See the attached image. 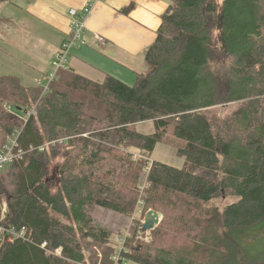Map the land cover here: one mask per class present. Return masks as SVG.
Instances as JSON below:
<instances>
[{
  "label": "trees",
  "instance_id": "16d2710c",
  "mask_svg": "<svg viewBox=\"0 0 264 264\" xmlns=\"http://www.w3.org/2000/svg\"><path fill=\"white\" fill-rule=\"evenodd\" d=\"M168 1L134 85L69 67L46 92L0 77V152L19 131L25 153L0 169V223L26 230L0 241V264H264L235 236L264 225V0ZM9 26L0 15V41ZM146 121L153 134L136 131ZM159 144L184 166L153 159ZM52 153L64 156L55 189ZM101 209L164 220L149 242L121 228L117 246Z\"/></svg>",
  "mask_w": 264,
  "mask_h": 264
},
{
  "label": "crops",
  "instance_id": "0c3cea01",
  "mask_svg": "<svg viewBox=\"0 0 264 264\" xmlns=\"http://www.w3.org/2000/svg\"><path fill=\"white\" fill-rule=\"evenodd\" d=\"M88 6L85 45L71 51L69 68L92 81L113 76L136 82L146 70L145 53L157 38L168 0H10L0 10L10 21L0 41V77H15L25 86L46 82L56 52L74 33V19Z\"/></svg>",
  "mask_w": 264,
  "mask_h": 264
},
{
  "label": "rangeland",
  "instance_id": "374dc122",
  "mask_svg": "<svg viewBox=\"0 0 264 264\" xmlns=\"http://www.w3.org/2000/svg\"><path fill=\"white\" fill-rule=\"evenodd\" d=\"M69 58H70V56H69ZM69 58H68V62H69ZM217 63H218V65H224L227 63V61L224 62V60H219ZM67 67H69V66L67 65ZM53 72H54V69H53L52 73ZM119 80H121V79H119ZM121 81L124 82V80H121ZM48 82L49 81H47V78H46L45 83L48 84ZM124 83H126L128 85H134L135 84V82H124ZM42 84H40V82H39V84H36V86L42 85ZM235 106L236 105L230 104V105H227L224 107H218V108H215L212 110L216 111L217 114L226 115L227 113H231L232 109H234ZM135 129H136V131H138L142 134L150 135V134H153L155 132V124L153 121L140 122V123H137L135 125ZM173 141L174 140L171 139V142H173ZM51 158H52V162H51L50 169H49L48 180H49L50 186L53 189H55L57 186V182H58L59 166L63 162L64 156L62 154L54 155L52 153ZM153 159L164 162V163L171 165L173 167H176V168H182L184 166V163H185V159L182 157H179L176 154V150L173 147L166 145V144H159L157 146V148L153 154ZM150 160H152V158H150ZM234 200H235V198H233V197H231V198H225V197L219 198V199L212 201L211 204L209 205V207H218L219 209H221L225 205L231 203ZM141 213H142V211L138 210V216L136 217L137 218L136 221H134V219L128 221L116 213L104 211L101 209L98 212V220L104 226H108L109 228H111L113 230V232L115 233L113 236V241L116 243L117 246L122 245V243H120L121 236H120L119 231L121 230V228H123L125 226H128V228L130 230H131V228H136L137 233H138V237H139L138 239L141 241L149 242V241L153 240V234L156 231V229L160 226V225H158L157 227L151 226V224L149 223V220H154L156 218V216L161 215V223H162V221L164 220V215L159 213V212L153 211V210L151 211L150 217L147 216L148 211L144 212L143 214H141ZM255 227L256 226H254L252 228L239 230L235 233V236H236L239 244L247 250L250 257H252L253 259L254 258L255 259H264V230H263L264 225L263 226L260 225V226L256 227L257 229ZM129 229L127 230V234L129 233V235H130L131 231ZM245 230H248V231H245ZM262 230H263V232H262ZM136 241H138V240H136ZM183 242H184L183 239H180L178 241L179 244H182ZM124 263L125 264H136V263H134L128 259L125 260Z\"/></svg>",
  "mask_w": 264,
  "mask_h": 264
},
{
  "label": "built area",
  "instance_id": "2783aa9c",
  "mask_svg": "<svg viewBox=\"0 0 264 264\" xmlns=\"http://www.w3.org/2000/svg\"><path fill=\"white\" fill-rule=\"evenodd\" d=\"M92 8L91 6L85 7L83 9V16L79 19H74V33L73 35L63 42L61 45L59 51L56 53L52 65L54 72L49 76L48 81L52 82L55 79L56 73L64 69L67 66L68 58L71 54V51L79 46L84 45V31L86 29V18L91 14ZM70 15L75 18L77 11L75 9L70 10ZM99 41H104L103 37L97 36L96 37ZM31 114H36V111L33 110ZM20 132H16L15 134L10 137L7 144L3 147L2 151L0 152V169L7 167L11 163L22 160L24 157V151L22 148L19 147L18 144V136ZM40 150H44V148H40ZM7 204L4 203V210L6 209ZM147 216H151V211H148ZM153 219V218H152ZM152 221V222H150ZM150 224L153 227L158 226V224L161 222V215L156 216L154 220H150ZM157 221V222H155ZM154 222V223H153ZM26 237V230L22 229L20 231H17L16 229L12 227H6L3 224L0 223V241L7 240L8 242H13L14 240L18 239H25ZM59 254L60 251H57Z\"/></svg>",
  "mask_w": 264,
  "mask_h": 264
},
{
  "label": "bare ground",
  "instance_id": "6f19581e",
  "mask_svg": "<svg viewBox=\"0 0 264 264\" xmlns=\"http://www.w3.org/2000/svg\"><path fill=\"white\" fill-rule=\"evenodd\" d=\"M85 31H86V29H85ZM85 31H84V33H85ZM97 41L98 42H100V43H104L105 42V40L104 41H99L98 39H97ZM85 45V44H84ZM67 65H68V63H67ZM52 68H53V65H52ZM67 68V66L64 68V69H66ZM58 73V72H57ZM57 73H56V75H57ZM52 73H50L48 76H47V81H48V78H49V76L51 75ZM56 77V76H55ZM49 83L50 82H48V84H46L45 82L42 84V86H44L43 87V89H44V91L43 92H46L48 89H49ZM33 111V110H32ZM34 115V114H33Z\"/></svg>",
  "mask_w": 264,
  "mask_h": 264
},
{
  "label": "water",
  "instance_id": "95a60500",
  "mask_svg": "<svg viewBox=\"0 0 264 264\" xmlns=\"http://www.w3.org/2000/svg\"><path fill=\"white\" fill-rule=\"evenodd\" d=\"M149 221H150V220H149ZM150 222H152V221H150ZM150 222H149V223H150ZM155 222H157V221H155ZM153 223H154V222H153Z\"/></svg>",
  "mask_w": 264,
  "mask_h": 264
}]
</instances>
